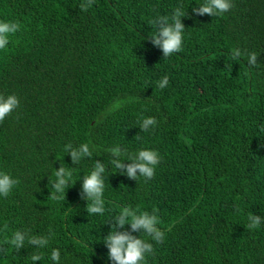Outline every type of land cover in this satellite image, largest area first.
Returning <instances> with one entry per match:
<instances>
[{
	"label": "trees",
	"instance_id": "obj_1",
	"mask_svg": "<svg viewBox=\"0 0 264 264\" xmlns=\"http://www.w3.org/2000/svg\"><path fill=\"white\" fill-rule=\"evenodd\" d=\"M82 3L0 0V20L21 25L0 50V94L19 98L0 122V171L19 180L0 196V264H33L34 253L35 264H53V249L59 264H113L103 239L129 206L155 210L165 233L159 244L141 233L154 248L146 264H264V223L247 229L249 214L264 216V0H231L214 17L193 13L204 0ZM181 5L182 50L164 59L151 20ZM234 49L243 55L233 59ZM148 117L157 124L141 132ZM83 143L92 155L75 165L65 146ZM116 146L158 152L154 177L121 175L110 163ZM97 160L105 212L88 215L82 177ZM61 164L74 169L57 201ZM17 230L51 234L47 248L4 245Z\"/></svg>",
	"mask_w": 264,
	"mask_h": 264
},
{
	"label": "clouds",
	"instance_id": "obj_2",
	"mask_svg": "<svg viewBox=\"0 0 264 264\" xmlns=\"http://www.w3.org/2000/svg\"><path fill=\"white\" fill-rule=\"evenodd\" d=\"M93 4V0H86V3L80 5L82 11H87ZM232 8L231 0H204V3L192 11L198 16L209 15L218 16L228 12ZM188 15V14H187ZM186 16L182 5L175 8L171 16L158 15L151 20V24L155 26L156 32L149 37L150 42L157 48L162 50L164 59L170 57L174 53L182 50L183 33L185 25L182 20ZM21 30L19 22L0 20V50H3L10 43V37L14 36ZM243 53L239 49L233 50V59L239 58ZM248 63L251 66L257 64L258 56L255 52L247 54ZM168 77H163L157 81V86L164 89L168 85ZM19 107V98L14 95L0 94V122ZM140 123L141 132H147L150 128H154L157 121L153 117L143 118ZM264 132V128L261 129ZM137 138H139L137 136ZM264 148V144L261 145ZM71 156L72 163L77 165L83 158L91 157L92 153L90 146L83 143L78 147H73L68 144L64 149ZM112 159L110 163L120 170L121 175H126L132 180H137L138 177H144L146 180H151L155 175V169L160 163L159 153L153 150L141 149L136 153L127 154L119 146L109 149ZM122 157H126L122 159ZM127 162V163H126ZM73 169L65 167L61 164L59 169L54 171L55 180L51 181L53 192L51 199L63 200L65 190L68 189L69 182L73 175ZM106 169L101 161L97 160L94 163L93 170L88 175H84L81 199L87 201L85 211L88 215L100 214L105 212L104 206V173ZM139 173V175H138ZM19 184V180L13 178L7 172L0 171V196L8 197L13 188ZM240 211L239 208L236 209ZM160 223L158 216L153 213L140 212L132 209L130 206L122 209L115 215L110 222L111 231L104 237V246L108 249V259L113 264H146V256L154 253L153 244L141 239V233L147 235L152 241L157 244L163 243L165 233L161 231L157 225ZM264 223V216L249 214L247 229H257ZM127 226H130L131 232ZM132 233H139V236ZM50 236H30L24 231L17 230L12 233L11 238L5 237L3 244L11 245L18 251L24 248L25 241L35 248H47ZM0 251H3V246L0 245ZM42 255L34 253L30 259L35 262L42 259ZM50 259L53 264H59L60 251L53 249L50 254Z\"/></svg>",
	"mask_w": 264,
	"mask_h": 264
}]
</instances>
